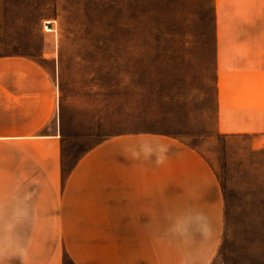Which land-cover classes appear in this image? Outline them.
<instances>
[{
    "label": "rangeland",
    "instance_id": "1",
    "mask_svg": "<svg viewBox=\"0 0 264 264\" xmlns=\"http://www.w3.org/2000/svg\"><path fill=\"white\" fill-rule=\"evenodd\" d=\"M214 6V0H0V57L28 58L53 77L56 109L42 131L59 137L58 145L0 144V168L34 169L38 161L28 162L29 153H52L59 161L48 168L66 176L107 139L175 136L215 173L220 232L210 237L209 226L169 225L161 209L160 224L148 226L158 240L150 233L129 244L153 246L143 252L151 264H264V131L219 128ZM259 93L264 103V86ZM62 250L61 264H75Z\"/></svg>",
    "mask_w": 264,
    "mask_h": 264
},
{
    "label": "crops",
    "instance_id": "2",
    "mask_svg": "<svg viewBox=\"0 0 264 264\" xmlns=\"http://www.w3.org/2000/svg\"><path fill=\"white\" fill-rule=\"evenodd\" d=\"M214 5L219 128L261 134L264 0ZM56 104L55 81L36 62L0 57V144L58 145L56 131H42ZM58 157L29 153L37 168H0V264H61L63 247L75 264H151L143 252L154 247L129 241L150 233L149 240H158L148 226L160 224L161 209L169 225L209 226L210 237L220 232L223 197L215 173L175 136L107 139L66 176L48 168Z\"/></svg>",
    "mask_w": 264,
    "mask_h": 264
}]
</instances>
